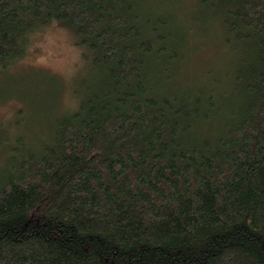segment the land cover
<instances>
[{
    "label": "trees",
    "instance_id": "trees-1",
    "mask_svg": "<svg viewBox=\"0 0 264 264\" xmlns=\"http://www.w3.org/2000/svg\"><path fill=\"white\" fill-rule=\"evenodd\" d=\"M51 24L81 45L77 102L0 76L51 98L42 135L0 139V264H264V0H0V71Z\"/></svg>",
    "mask_w": 264,
    "mask_h": 264
},
{
    "label": "rangeland",
    "instance_id": "rangeland-1",
    "mask_svg": "<svg viewBox=\"0 0 264 264\" xmlns=\"http://www.w3.org/2000/svg\"><path fill=\"white\" fill-rule=\"evenodd\" d=\"M217 47L205 44L198 48V51L192 53L191 65L188 66L187 70L195 73L209 69L214 64L215 59L218 58ZM80 50L81 45L74 31L67 26L51 24L32 34L25 55L15 62L11 68L0 71V76L14 77L16 74H26V70L29 69L57 74V77L61 80L60 89L56 92L57 97L54 101L52 100L50 109L54 106V110H59V113H62L65 109L73 107L77 102L74 86L77 82L75 80L76 75L80 73L78 71L82 66ZM43 84L46 90H49V82H43ZM5 88L6 90L0 95V139L7 140L8 137L13 136V133L22 136L24 134L28 139H34V137L42 135L47 126L42 122H38L34 117L38 110L41 111L46 107L47 100H51V98L47 97L46 101H43L38 96L30 108L25 104L23 98L18 99L9 92L11 89L14 93L11 86ZM5 143L6 141H3L0 145L6 146L9 143L8 146H10V142L6 145Z\"/></svg>",
    "mask_w": 264,
    "mask_h": 264
}]
</instances>
